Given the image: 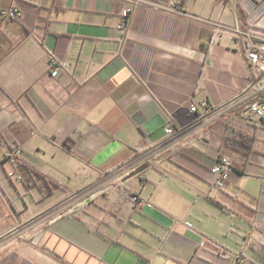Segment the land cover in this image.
<instances>
[{
	"label": "crops",
	"instance_id": "obj_1",
	"mask_svg": "<svg viewBox=\"0 0 264 264\" xmlns=\"http://www.w3.org/2000/svg\"><path fill=\"white\" fill-rule=\"evenodd\" d=\"M251 36L264 0H0V264H264Z\"/></svg>",
	"mask_w": 264,
	"mask_h": 264
},
{
	"label": "built area",
	"instance_id": "obj_2",
	"mask_svg": "<svg viewBox=\"0 0 264 264\" xmlns=\"http://www.w3.org/2000/svg\"><path fill=\"white\" fill-rule=\"evenodd\" d=\"M133 8L126 7L122 12V20L120 23L121 28L128 27L130 20L132 18ZM2 15L6 18L21 19L22 12L17 7H11L2 11ZM252 38L248 41L247 49V59L250 65L254 68L256 72L255 82L253 87L258 90V94L253 97L252 100L246 106V113L251 115L255 119H260L264 121V40H256ZM50 68L52 69V76H58L60 73V64L57 63L55 56L52 55L50 60ZM62 66H67V64H61ZM209 107V102L207 100H202L199 105H192V112H199L202 110L205 112ZM180 129L174 125L172 122L165 127V133L169 136L175 135ZM23 151L20 147H12L10 153L8 154L9 159L13 162L20 161V157ZM234 172V162L233 159L228 155H221L217 158L216 162L210 168V173L212 175V183L215 187L219 189L226 188L231 174ZM139 200L138 197H135ZM187 225H191L187 223Z\"/></svg>",
	"mask_w": 264,
	"mask_h": 264
},
{
	"label": "water",
	"instance_id": "obj_3",
	"mask_svg": "<svg viewBox=\"0 0 264 264\" xmlns=\"http://www.w3.org/2000/svg\"><path fill=\"white\" fill-rule=\"evenodd\" d=\"M105 190H101L100 192H98L97 194H94L86 199H84L83 201L79 202L77 205H75L74 207H72L70 210H68V212H73L79 208H81L82 206H84L85 204L91 202L96 196H98L101 193H104Z\"/></svg>",
	"mask_w": 264,
	"mask_h": 264
},
{
	"label": "trees",
	"instance_id": "obj_4",
	"mask_svg": "<svg viewBox=\"0 0 264 264\" xmlns=\"http://www.w3.org/2000/svg\"><path fill=\"white\" fill-rule=\"evenodd\" d=\"M246 144H247V146L248 147H250V143H248L247 141L245 142ZM10 160V159H9ZM11 161V160H10ZM12 163H16V162H13V161H11ZM18 163H19V161H18ZM38 177L39 178H41L42 176H40V175H38ZM43 179V178H42ZM43 182H44V179L42 180ZM29 186V185H28ZM39 187H42L41 185L39 186ZM48 193H50V192H48Z\"/></svg>",
	"mask_w": 264,
	"mask_h": 264
}]
</instances>
